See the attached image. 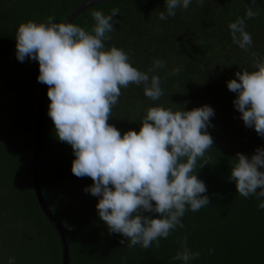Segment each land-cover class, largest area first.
Returning <instances> with one entry per match:
<instances>
[{"label":"trees","instance_id":"16d2710c","mask_svg":"<svg viewBox=\"0 0 264 264\" xmlns=\"http://www.w3.org/2000/svg\"><path fill=\"white\" fill-rule=\"evenodd\" d=\"M85 1L0 0V264H8L9 258L15 264H62L59 238L38 206L30 178L39 66L27 57L16 59L15 35L18 25L28 21L46 22L52 16L61 23ZM247 6L258 14L245 19L252 45L242 51L232 42L228 25L244 18ZM113 8L119 14L105 48L122 49L140 71L163 60L165 68L155 74L164 95L152 101L142 86L129 84L121 89L107 123L123 135L139 131L151 106L173 111L210 106L214 116L207 131L213 145L196 169L210 203L197 212L186 211L183 228L161 239L159 247H127V238L110 233L100 220L99 198L84 191L91 178L72 174L73 150L56 136L46 95L38 179L44 201L64 231L69 264H184L174 257L183 250L185 237L187 247L200 253L189 264H264V209L257 207L255 197L240 196L229 179L237 154L251 158L264 148V139L244 126L233 106L236 94L226 86L236 72L254 70L251 53L264 56V0L255 5L205 0L204 6L193 0L187 10L177 9L164 21L158 18L164 0H107L86 8L71 23L90 30L92 11L108 15ZM173 68L180 71L171 75ZM144 215L158 218L156 213Z\"/></svg>","mask_w":264,"mask_h":264},{"label":"clouds","instance_id":"9594fccd","mask_svg":"<svg viewBox=\"0 0 264 264\" xmlns=\"http://www.w3.org/2000/svg\"><path fill=\"white\" fill-rule=\"evenodd\" d=\"M192 2L164 0L158 18L164 21L177 9L187 10ZM195 2L204 6L205 0ZM249 2L255 5L256 0ZM118 14L116 8L108 15L92 11L90 30L70 22L55 23L52 16L46 22L21 23L15 35V55L20 62L26 57L38 62L37 81L49 86L47 115L58 140L73 150L72 174L91 178L93 183L84 191L99 198L100 220L110 233L127 238V247L148 249L153 244L159 247L161 239L183 228L181 218L186 211L197 212L210 203L196 169L213 145L207 129L214 110L208 105L187 111L151 106L139 131L130 129L123 135L107 123L121 89L129 84L142 86L144 96L152 101L164 95L161 78L155 74L165 68L163 60L155 59L148 71H140L122 49L105 48ZM257 14L247 6L245 17L228 25L232 42L242 51H250L252 45L245 19ZM251 55L254 70L236 72L226 86L236 94L233 106L244 126L264 139V56ZM179 71L173 68L170 74ZM235 160L229 179L237 193L245 199L255 197L257 207L264 209V148H257L251 158L238 153ZM144 213H156L158 218ZM186 239L174 259L189 264L200 253L192 252ZM8 264H15L14 258Z\"/></svg>","mask_w":264,"mask_h":264},{"label":"water","instance_id":"95a60500","mask_svg":"<svg viewBox=\"0 0 264 264\" xmlns=\"http://www.w3.org/2000/svg\"><path fill=\"white\" fill-rule=\"evenodd\" d=\"M103 1H107V0H87L81 3L61 23H65V22L71 23L83 10ZM46 95H47V85L39 82L37 101H36V118H35V132L33 138V150L30 158V178H31L32 190L35 195L38 206L42 214L45 216V218L54 228L59 238L61 250H62V264H69L68 249H67L66 239L64 236V231L61 225L59 224V222L55 219V217L51 214L50 210L48 209L44 201V198L42 196L39 185V179H38L41 140L44 129Z\"/></svg>","mask_w":264,"mask_h":264}]
</instances>
